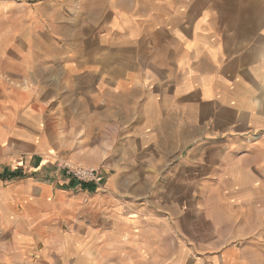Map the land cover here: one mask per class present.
<instances>
[{"label": "crops", "instance_id": "crops-1", "mask_svg": "<svg viewBox=\"0 0 264 264\" xmlns=\"http://www.w3.org/2000/svg\"><path fill=\"white\" fill-rule=\"evenodd\" d=\"M127 3L72 22L74 45L10 50L14 70L90 69L84 118L124 137L102 186L54 189L0 122L23 174L0 176V264H264V0ZM28 88L0 118L41 110L23 107Z\"/></svg>", "mask_w": 264, "mask_h": 264}, {"label": "rangeland", "instance_id": "rangeland-1", "mask_svg": "<svg viewBox=\"0 0 264 264\" xmlns=\"http://www.w3.org/2000/svg\"><path fill=\"white\" fill-rule=\"evenodd\" d=\"M127 1L0 0V106L9 103L8 97L23 98L22 91L29 87L28 91L31 93L29 96L26 93L23 107H41L38 113L32 110L29 113L22 111L20 117L0 118L4 136L18 141V146L37 149L36 153L42 158L43 168L48 170L54 182V189L78 190L87 187L91 190L87 185L102 186L112 173L109 166L111 147H115L124 136L113 134L115 120L110 123L108 118H84L85 112L79 102V94H83V87L88 89L93 82L90 79L93 77L90 69L81 70L80 67H63L43 62L40 67L25 70L19 69V65L14 70V65L21 61L14 60L15 56L9 54L10 50L13 52L16 48L24 49V46L31 45L39 49L64 43L74 45L78 32L73 30L77 25L72 22L83 18L86 12H90L92 16L105 17L106 11L111 10L114 5L125 10ZM49 20L54 23L50 24ZM45 30L52 39H44L45 33L40 35ZM33 33L38 35L31 39ZM19 57L24 58L26 54ZM43 57L49 58L52 55L46 54ZM88 75L89 84L86 83L88 79H83ZM4 97L6 99L2 101ZM4 150H0V176L13 178L10 180L21 178L23 174L16 167L21 163L19 155L14 156V151L10 148ZM39 150L48 152L51 158L47 159ZM8 162L10 164L6 166ZM69 168L93 169L97 173L96 179L79 181L73 176H67L66 171ZM58 180L66 181V184L58 183ZM132 185L136 196L142 195L147 189L152 190L157 184Z\"/></svg>", "mask_w": 264, "mask_h": 264}, {"label": "built area", "instance_id": "built-area-1", "mask_svg": "<svg viewBox=\"0 0 264 264\" xmlns=\"http://www.w3.org/2000/svg\"><path fill=\"white\" fill-rule=\"evenodd\" d=\"M67 176H73L77 178L79 181H93L96 179V171L93 169H82V168H69L68 171H66Z\"/></svg>", "mask_w": 264, "mask_h": 264}]
</instances>
